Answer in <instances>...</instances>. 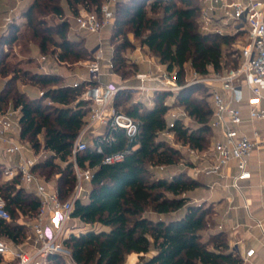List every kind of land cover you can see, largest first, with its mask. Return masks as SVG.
I'll list each match as a JSON object with an SVG mask.
<instances>
[{
	"label": "trees",
	"instance_id": "obj_1",
	"mask_svg": "<svg viewBox=\"0 0 264 264\" xmlns=\"http://www.w3.org/2000/svg\"><path fill=\"white\" fill-rule=\"evenodd\" d=\"M103 1L32 0L22 12L24 21L9 24L1 38L9 44L16 41L18 28L23 26L27 29L24 37L41 54H50L59 62L93 59L94 53L83 40L69 35L70 20L63 16L66 11L74 16L80 7L98 11ZM113 8L111 70H120L123 79L136 72L137 66L127 60V52L134 48L129 31L168 71L175 72L174 79L182 88L176 93L156 91L150 106L141 100L127 104L129 91L116 92L113 107L138 124L137 133L128 138L122 129L106 130L75 155L79 168L90 169L91 178L87 197L74 202L72 217L99 228L71 233L63 240L74 263L49 255L45 264H124L131 252L142 253L139 264L237 263L240 259L229 250L223 232L203 236L213 225L214 209L211 204L190 202V193L200 183L185 170L166 177L156 176L150 168L176 166L183 159L179 148L160 136L163 132L190 149L208 148L213 111L207 98L210 94H194L199 84L185 85L184 64L189 62L200 74L209 68L236 67L237 59L229 58L230 52L223 53L233 35L199 29L200 0H116ZM9 66L0 58V78L4 79L0 108L11 105L18 110V139L35 153H47L32 170L45 181L54 177L59 198L64 200L76 180L71 155L74 140L89 118L90 101L81 95L87 85L97 82L80 80L73 85L58 73L33 71L28 77L41 94L30 95L18 85V70H9ZM171 95L195 125L178 117L168 126L165 99ZM115 153L122 157L112 163L104 161ZM1 179L0 165V196L11 215L10 221L0 219V237L21 243L25 230L14 222L15 208L33 217L39 202L23 186L16 187L17 178ZM151 250L154 254L145 259L143 254ZM0 264L14 263L0 255Z\"/></svg>",
	"mask_w": 264,
	"mask_h": 264
},
{
	"label": "built area",
	"instance_id": "obj_2",
	"mask_svg": "<svg viewBox=\"0 0 264 264\" xmlns=\"http://www.w3.org/2000/svg\"><path fill=\"white\" fill-rule=\"evenodd\" d=\"M115 2L116 0L103 1L98 11H90L85 7H80L73 16L76 31L85 34H98L102 29L111 25L114 20L113 5ZM200 3L199 19L203 31H212L215 23L223 19L233 22L236 30L245 29L246 33L236 67L225 72L214 70L210 72L208 70L205 74H200L192 69L190 80L205 84L208 87L213 106L210 125L212 128H220L223 136L222 139L216 140L212 144L215 161L206 169V172H218L229 161L235 160L238 172L232 176L231 185L237 188L240 181L250 177V172L246 169L245 158L254 147H258V144L238 133L237 128L242 123V114L239 108L231 106L230 102L236 98L241 86H245L249 93L246 99L248 118L264 120V105H261L264 100V0H200ZM19 4L20 0H17L16 4L2 15L0 36L5 33L9 24L16 22L20 17ZM44 59L45 56L39 57L40 61ZM104 59L103 50L98 46L94 51V58L85 62L89 80L97 83L87 86L81 95L83 99L90 101L89 118L74 140L71 155L76 180L72 192L64 200L59 198L56 187L51 186L32 170L35 163L45 158L46 154L34 153L30 146L18 139V110L0 108V151L8 156V161L1 164L2 180L17 178L16 187L23 186L32 192L39 202L37 213L29 224L23 219L24 213L15 208L17 217L15 223L19 226L27 225L31 230V235L26 237V243L29 247L0 237V255L5 262L45 264L49 255H58L68 263H74L71 252L63 240L69 234L74 233L68 227L69 221L73 219L74 202L77 199H85L88 194L91 171L88 168H79L75 160L76 153L84 150L88 145L84 138L85 134L95 123L105 125L106 130L122 129L128 138H132L138 131L136 122L126 114L116 111L113 107L116 92L131 88L125 85L117 86L113 82L102 83L99 81ZM107 61L111 68V60L108 59ZM157 71V75L151 70L143 74L136 73L135 77L139 81V86L135 89L138 91L152 90L176 93L182 88L174 79L175 72L168 71L165 64L158 66ZM148 80L155 81L156 85L154 87L146 86L145 81ZM76 84L77 81L73 83V85ZM222 91L228 92L230 96L228 100L224 98ZM179 115H186V112L180 110V113L175 114L173 119L178 118ZM173 119L168 123V126L173 125ZM254 136L260 138L257 132H254ZM261 148L264 151V142H262ZM99 150L100 148H98ZM28 151L31 152V156H28ZM191 151L193 152V149ZM121 157L122 153H115L106 156L104 161L112 163ZM158 167L161 170L164 169L163 165ZM0 219L11 220V215L5 208L1 196ZM253 252L254 249L249 248L241 256V261L225 264H245L246 258L251 256Z\"/></svg>",
	"mask_w": 264,
	"mask_h": 264
},
{
	"label": "crops",
	"instance_id": "obj_3",
	"mask_svg": "<svg viewBox=\"0 0 264 264\" xmlns=\"http://www.w3.org/2000/svg\"><path fill=\"white\" fill-rule=\"evenodd\" d=\"M20 18L21 14L19 19ZM102 30L98 33V35H101ZM87 35L96 39L98 36L97 34ZM100 37L101 36H99V40L95 46L89 47L93 53L98 46L102 48L103 53H107H105V59L102 61V73L99 81L102 83L113 82L115 84L114 73L108 66L107 61L112 55L113 48L107 43L109 45L107 48L109 50L108 51L104 47L108 38L105 39ZM146 49L147 47L145 45H140V47H137L131 53L133 63L137 66V71L129 80L124 79L123 85L130 87L131 89L129 91L138 93L142 98V101L147 106H150L152 104L155 91L136 90L135 88L139 86V81L136 79L135 74H143L146 71L151 70L157 75V68L158 66H161V63L158 62V60H155L154 56H150L147 52L148 50ZM42 61V63H44V71L50 72L46 68L50 66L51 72L60 74L65 78L66 82H68L67 78L73 75L79 77L80 80L90 81L89 76L85 79V71L87 69L79 71L76 70V68H78L76 67L72 70V75L67 74L68 70L59 65L62 62L46 59ZM145 85L148 87H154L156 82L148 80L145 81ZM30 89L33 91L37 90V86L31 85ZM30 89L26 88L25 90L28 92ZM222 93L226 100L230 98L228 92L222 91ZM38 94H40V91H38ZM248 96L249 93L246 87L241 86L236 94V98H233L230 104L233 107H238L242 114V123L237 128L238 133L246 136L248 139L258 144V147H254L250 154L245 158L246 169L249 170L250 177L240 181L237 188L231 185L232 176L238 172L235 160L229 161L224 167L219 169L218 172H206V169L215 161V152L212 144L214 141L222 139L223 137L220 128H212V135L207 149L201 151L193 149L192 152L191 149L187 147L188 159L191 164H185L183 166L184 168H180V170H185L191 178L196 179L200 183V185L190 193V202H204L205 204H211L213 206V225L209 229L208 234L218 231L223 232L229 246V250L237 255L240 261L242 258L241 256L245 254V251L249 248H253L254 252L251 256L246 258L245 264H264V151L261 148L262 142H264V120H251L248 118V106L246 103ZM261 105H264V100L261 102ZM178 108L183 110L180 106H178ZM168 115L169 112H166L165 116L167 117ZM183 116L188 117L187 114ZM178 117L182 118L181 115ZM106 129L105 125L95 123L87 130L84 138L90 140L92 143L93 139L104 133ZM254 132H257L260 135V138L255 137ZM27 145L30 146L29 144ZM27 153L28 156L32 155L29 151ZM7 161L8 156L4 152L0 151V165L6 163ZM156 168L159 169L158 166H156ZM73 220H77V223H81L80 225L76 223L73 226V228H80L78 232L85 231L90 227L93 229L99 228V226L95 225H86L77 218H73ZM153 254L154 251L151 250L150 252L143 254V256L147 259ZM140 255H142V253L131 252L127 254L124 264H139Z\"/></svg>",
	"mask_w": 264,
	"mask_h": 264
},
{
	"label": "rangeland",
	"instance_id": "obj_4",
	"mask_svg": "<svg viewBox=\"0 0 264 264\" xmlns=\"http://www.w3.org/2000/svg\"><path fill=\"white\" fill-rule=\"evenodd\" d=\"M17 0H0V23H1V19H2V15L4 14V12H6L7 10H9L10 7L14 6L16 4ZM32 2V0H20V4H19V12L22 15L23 10ZM116 2L114 3L113 6H115ZM201 4V3H200ZM66 14H64L63 18L70 20V24H69V35L72 37H75L76 39H82L84 45L87 47L88 45V49L91 46H95V44L97 43V41L99 40V36H101L102 38L107 39L108 41H106L105 44V48H108V44H110L113 48L112 43L110 42L109 36L111 33V25L105 27L102 32L101 35L97 36V39L87 35L85 33L82 32H78L76 31V25L74 23V19L72 15L68 14V11L65 12ZM69 15V16H68ZM152 15V14H151ZM200 17V16H199ZM198 27L199 29H201V24H200V19L198 18ZM223 20V19H222ZM219 20L218 23H215L216 25H214L212 28V31H217V32H222V33H228L233 35V39L231 40L229 46L225 47L223 50V53L226 52H230L229 58L231 59H237V62H239V50L241 49V47L243 46L244 42H245V38H246V33H245V29H238L236 30L234 28V24L231 21H222ZM24 18H18L16 20V22H23ZM26 28L23 26H20L18 28L17 31V39L16 41L12 42V43H8L6 42V40L4 38H1L0 36V58L3 59L4 61H6L8 64H10L9 70H12V68L14 70H18L17 74H18V85L21 89H30V86L33 85V83H31V80L29 79V75L33 72V71H43V72H48V71H44V63H42L43 61L39 60L40 55H44L46 56L45 59L46 60H52L55 61L54 56L50 55V54H41L38 52L37 47L35 45H33L32 43H30L23 34H26ZM202 30V29H201ZM127 36L129 38V40H131V42L134 44V48L133 49H129L130 51L127 52V60L129 62L133 63V59L131 57V53L134 51V49H136L137 47H140V43H139V39H135L132 36L131 32H127ZM100 37V38H101ZM108 43V44H107ZM108 50V49H107ZM147 50V49H146ZM109 51V50H108ZM148 52V51H147ZM106 53V52H105ZM104 53V56H105ZM7 54V55H6ZM107 54V53H106ZM148 54L150 56L151 55L149 52ZM155 60H157L154 57ZM88 60V59H87ZM87 60H80L77 62H62L61 64H59L61 67L65 68L68 70L67 74H72V70L75 69L76 70H86V66H85V62ZM106 62V61H105ZM238 65V64H237ZM50 72V66L46 67ZM184 68H185V73H184V83L188 84L189 82H191V78H192V68L190 67V63L186 62L184 64ZM231 68H226L224 70H222L221 72H225L227 70H229ZM211 68H209V71L211 72ZM137 71V69L135 70ZM134 71V72H135ZM84 72V71H83ZM114 73V82L117 86H122L124 84V79L129 80L130 78H132V75H129L128 77H125L124 79L121 77V71H112ZM25 73H27V75H25ZM172 73H174V71L172 70ZM73 75V74H72ZM89 76L88 74V70L85 71V79H87V77ZM72 77V78H71ZM67 78V81L70 83H74L77 80H80L79 77L77 76H71ZM3 78H0V85L3 83ZM196 85L199 84L201 86L200 89L196 90L194 92V94L197 95H205V94H210L209 93V89L205 84H201V83H197V82H191L188 85ZM25 86V87H24ZM89 86V85H87ZM87 88V87H85ZM125 91H129V90H125ZM38 91L37 90H28V93L30 95H35ZM130 93V99L128 102H126L127 104L130 103L131 101H136V100H141L142 98L140 97V95L134 91H129ZM208 101L210 102V97H207ZM174 98L173 95L166 97L165 102L167 104H169V108L167 113L169 112V115L166 117L167 122L169 123L174 117L175 114H179L180 113V109L178 108L177 105H175L173 103ZM125 103V104H126ZM182 108V107H181ZM4 109H13L11 105H7L4 106ZM171 109V110H169ZM119 110H121L119 108ZM175 113V114H174ZM182 120L185 124L187 125H195L194 121L189 118V117H185L183 115H181ZM161 137L166 138L172 145L176 146L177 148H179V150L181 151V154L183 156V159L181 161H179V163L176 166H171V167H165L163 170H159L156 167H150L151 170L154 171L156 176H166V177H170L171 174L174 171L180 170V168H184L183 166L185 165L184 163L188 162L189 163V159H188V153H187V147L186 145H181L180 142L175 141L174 136L172 134H164L161 133L160 134ZM39 138L41 139V136H39ZM211 138V137H210ZM86 143L88 145H91V141L88 139H85ZM43 150H40V153L43 154H47V153H43ZM190 165V164H189ZM54 177L50 178L47 182L51 185L56 187L55 183H54ZM2 180V179H1ZM68 198V197H67ZM207 205V204H206ZM34 217V216H33ZM33 217L31 215L28 214H23V219L25 221L31 222L33 221ZM15 219H17V217L15 216ZM15 222V221H14ZM78 221L77 220H73L71 219L68 223V227L70 230H73L74 232H78L80 228L76 227L73 228L74 224H76ZM77 224H81V223H77ZM78 226V225H77ZM21 227L24 228L25 230V238L24 240L21 242L24 247H29V245L27 243H25L26 241V237L28 235H31V230L29 228V226L27 225H21ZM212 227V225L208 226L207 230L203 231V236L204 238H207L208 236V232L209 229ZM75 229V230H74Z\"/></svg>",
	"mask_w": 264,
	"mask_h": 264
},
{
	"label": "water",
	"instance_id": "obj_5",
	"mask_svg": "<svg viewBox=\"0 0 264 264\" xmlns=\"http://www.w3.org/2000/svg\"><path fill=\"white\" fill-rule=\"evenodd\" d=\"M90 229V228H89Z\"/></svg>",
	"mask_w": 264,
	"mask_h": 264
}]
</instances>
